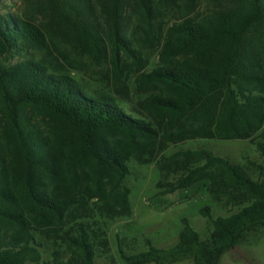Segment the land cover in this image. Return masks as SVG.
Returning <instances> with one entry per match:
<instances>
[{"label":"trees","instance_id":"1","mask_svg":"<svg viewBox=\"0 0 264 264\" xmlns=\"http://www.w3.org/2000/svg\"><path fill=\"white\" fill-rule=\"evenodd\" d=\"M202 1L24 0L0 12V264H115L98 262L110 250L100 221L130 216L131 163H154L164 143L251 141L264 155V0ZM125 57L141 73L139 109L79 75L98 68L123 88ZM172 167L174 191L207 180L239 211L211 218L205 241L187 225L174 248H120L124 263L220 264L264 228V179L206 151Z\"/></svg>","mask_w":264,"mask_h":264},{"label":"rangeland","instance_id":"2","mask_svg":"<svg viewBox=\"0 0 264 264\" xmlns=\"http://www.w3.org/2000/svg\"><path fill=\"white\" fill-rule=\"evenodd\" d=\"M209 2L203 0L201 10ZM6 8L20 12L24 9V0H0V12ZM38 19L43 24L48 22L42 17ZM157 51L158 49L147 50V72L158 62ZM19 60L16 57L15 61ZM93 70L101 71L95 68L79 75L94 89L104 88L113 95L121 96L128 109H139L138 105L146 98V94L138 90L141 73L131 61H124L123 88L119 89L113 80L107 81L105 73L99 75L93 73ZM164 144L166 145L158 153L154 163H131L132 173L125 181L131 213L129 217L115 221H100V225L108 232L110 250L98 260L99 263L112 260L115 264H126L120 255V248L129 255L147 251L149 243L159 249L174 248L187 225L205 241L212 230L211 218L225 217L239 211L235 200H225L224 203L216 201L211 193V183L207 180L197 181L189 188L174 191L173 188L183 176V171L171 168L179 153L188 150L210 152L240 165L255 182L264 179V172L261 170L264 167V155L251 141L192 140ZM165 264H195V260L193 256L175 255L166 259ZM220 264H264V228L247 233L241 245L227 253Z\"/></svg>","mask_w":264,"mask_h":264}]
</instances>
